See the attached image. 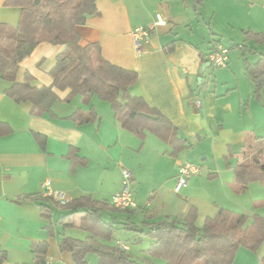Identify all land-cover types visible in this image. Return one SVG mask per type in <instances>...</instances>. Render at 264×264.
<instances>
[{"label":"crops","instance_id":"0c3cea01","mask_svg":"<svg viewBox=\"0 0 264 264\" xmlns=\"http://www.w3.org/2000/svg\"><path fill=\"white\" fill-rule=\"evenodd\" d=\"M238 1L235 4L246 20L242 32L248 41L238 44L232 37L225 45L223 33L212 26L206 32L209 38L189 27L192 19L202 18L204 0L199 4L195 0H96L98 15L78 28L81 46L98 44L108 62L137 72L138 80L129 93L144 99L177 128L185 146L175 154L165 139L149 130L138 134L124 127L111 104L97 94L88 100L76 95L67 101V92H61L53 114L37 116L32 114L31 103H16L7 95L10 83L0 77V250L6 253L0 264H32L31 245L35 242H47L49 264H76L70 252L61 250L60 242L65 237L101 239L95 236L100 225L88 223L85 213L72 214L46 201L42 189L46 181L66 193L69 203L91 196L112 208L113 196L123 188V169L129 170L137 208L131 213L101 211V216L109 214L108 222L114 215L116 221L130 218L145 227V222L167 217L182 219L191 207L198 210V226L220 209L258 214L240 210L235 195L241 193L235 191L234 182L235 167L245 159L247 139L264 137V90L260 99L255 98L246 72L248 63L264 56L257 48L264 42L257 43L247 35L264 32V0ZM5 3L0 0V23L17 26L20 9ZM159 17L165 25L152 31L138 55L133 30L152 26ZM182 25L190 28L189 33L184 30L187 37L181 35ZM215 45L230 50L229 69L232 50L242 53L248 76L246 93L233 82L222 81L218 89L207 57ZM63 49L40 44L21 62L17 80L23 82L29 72L34 86H50V72ZM199 99L200 108L196 105ZM187 162L201 172L177 194L179 167ZM263 200H255L254 206L259 207ZM43 204L49 206L47 213ZM69 229L81 230L86 237H73L67 233ZM125 232L129 238L133 236ZM123 245L134 257L144 254L145 250H136L124 241ZM85 262L101 264L95 254L88 255Z\"/></svg>","mask_w":264,"mask_h":264},{"label":"trees","instance_id":"16d2710c","mask_svg":"<svg viewBox=\"0 0 264 264\" xmlns=\"http://www.w3.org/2000/svg\"><path fill=\"white\" fill-rule=\"evenodd\" d=\"M195 1L199 4L201 0ZM5 5L21 11L17 26L0 23V77L10 83L6 93L16 103L29 102L32 114L44 116L53 114V105L59 101L61 92H67V101L76 95L88 100L97 94L111 104L124 127L138 134L149 130L165 139L174 154L185 146L177 128L165 116L150 108L144 99L129 93V88L138 80L137 72L108 62L98 44L81 46L78 28L90 17L98 15L96 0H6ZM247 35L257 43L264 42V32H247ZM42 43L64 47L50 72L52 84L34 86V78L29 72L24 81L19 82L17 74L21 62ZM216 48L215 45L210 52ZM246 72L254 85V97L260 99L264 90V56L256 63H248ZM246 143V152L254 144L261 147L250 163L243 161L235 167L234 188L238 193L247 191L254 182L264 185V137L247 139ZM45 199L72 214L85 213L88 223L101 227L95 236H101L106 242L95 237L88 240L65 237L60 242L61 250L70 252L76 264H85V258L90 254L97 255L101 264H234L240 247L257 250L264 242V216L258 214L248 216L220 209L215 217H207L204 224L198 226V210L191 207L182 219L167 217L157 222H145L146 226L142 227L130 218L118 223L114 215L113 221L104 220L101 211L131 213L133 209L110 208L91 196L81 197L65 206ZM257 205L264 206V200ZM48 209L47 204L42 205L44 213ZM117 224L123 225L122 230L133 233L128 241H124L128 245H141L144 238L152 240L144 254L134 257L123 248V241L115 240ZM113 241L116 244L111 245ZM31 251L35 256L32 264H49L47 242L33 243ZM5 259L6 253L0 250V263ZM259 264H264V257Z\"/></svg>","mask_w":264,"mask_h":264},{"label":"rangeland","instance_id":"374dc122","mask_svg":"<svg viewBox=\"0 0 264 264\" xmlns=\"http://www.w3.org/2000/svg\"><path fill=\"white\" fill-rule=\"evenodd\" d=\"M238 0H204V5L202 8V18H194L191 22H188L189 27L193 26L195 32L199 30L202 35L207 34L209 27L218 29L223 33L225 40V45H229L228 39L234 38L236 39V44L248 42L245 39V36L242 32V28L244 27V22L246 21L242 18L241 11L238 8ZM204 17V18H203ZM204 19V20H203ZM190 21V20H189ZM187 25V26H188ZM181 35L183 37H187V34L184 33V30L187 29L190 32L189 27H184L182 25ZM207 37L209 38L208 34ZM248 45V44H247ZM252 45V43H251ZM257 48L260 51H264V43L258 45ZM240 55V57L238 56ZM242 53L239 49L232 50L231 58L233 60L232 69L229 68H210L209 72L213 74V78L217 80L216 84L218 89L222 88V81L224 84L227 82L235 83L236 85L240 84L243 90V93H246L247 81L248 76L245 72V65L242 59ZM247 57L253 59L249 54ZM254 59H258L256 56ZM224 88V86H223ZM226 90V89H224ZM254 104V103H253ZM245 109V104L243 105ZM262 135H264V130H262ZM261 146L258 144H254V146L249 149L245 153V162L250 163L252 157L257 153L256 150L260 149ZM199 162V161H197ZM205 170V169H204ZM204 174V171L202 172ZM236 204L240 205V210H244L247 214L250 213H258L259 215H264V206L255 207L254 201L255 200H263L264 198V186L260 182H254L250 184L249 189L240 195H235ZM235 204V203H234ZM238 211V209H237ZM103 219L107 220L110 218L109 214H103ZM118 223L123 222V220H118ZM123 225L117 224V232L114 234L115 240H122L128 241L129 233L122 230ZM67 233L73 237L84 239L86 234L78 229H69ZM152 243V240L149 238H144V241L141 245L131 244V247L135 248L136 250H147ZM264 257V242L259 246L257 250H249L244 247H240L236 253L235 263L234 264H259L260 260ZM159 262V261H158ZM164 264V263H160Z\"/></svg>","mask_w":264,"mask_h":264},{"label":"built area","instance_id":"2783aa9c","mask_svg":"<svg viewBox=\"0 0 264 264\" xmlns=\"http://www.w3.org/2000/svg\"><path fill=\"white\" fill-rule=\"evenodd\" d=\"M165 23L166 21L159 17L157 22H155L152 26L137 27L133 30V41L138 55H141L143 53L145 45L149 42L152 31L160 26H164ZM207 57L208 62L212 67L216 69L225 68L229 65L230 62V50L223 46H217L216 49L208 53ZM196 105L199 108L202 106L201 99L196 101ZM200 172V167L192 163L187 162L181 164L177 175L175 192L177 194L180 193L184 188L188 186L190 178L200 174ZM132 181V173L127 169H123V188L112 198V204L114 208L118 210L137 208V204L131 190ZM42 189L43 194L46 198L51 199L61 206L69 204V198L67 194L61 191H56L52 187L50 181H46L42 185ZM123 248L126 250L128 249L125 245H123Z\"/></svg>","mask_w":264,"mask_h":264}]
</instances>
